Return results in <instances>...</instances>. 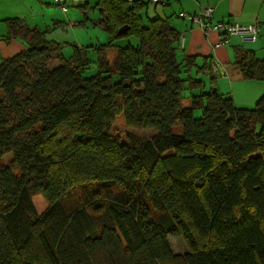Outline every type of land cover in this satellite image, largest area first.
<instances>
[{"label":"trees","instance_id":"16d2710c","mask_svg":"<svg viewBox=\"0 0 264 264\" xmlns=\"http://www.w3.org/2000/svg\"><path fill=\"white\" fill-rule=\"evenodd\" d=\"M96 8L110 40L95 62L7 21L27 47L0 61V264H264V93L246 108L204 91L178 32L143 19L140 0ZM235 62L264 81V58L237 50ZM119 115L155 134L116 128ZM75 189L86 196L67 212ZM170 236L188 250L174 255Z\"/></svg>","mask_w":264,"mask_h":264},{"label":"crops","instance_id":"0c3cea01","mask_svg":"<svg viewBox=\"0 0 264 264\" xmlns=\"http://www.w3.org/2000/svg\"><path fill=\"white\" fill-rule=\"evenodd\" d=\"M144 3L143 19L159 16L167 19L182 41L180 56L194 58L190 76L203 82V90L215 88L229 95L239 107H252L264 93V81L245 78L235 62L237 50L254 52L264 58V0H140ZM97 0L82 3L61 11L53 0H0V61L10 58L27 47L20 36L7 37V21L18 19L31 28L45 33L46 39L85 49L87 58L97 60V48L110 40V35L98 24ZM212 7V16L199 26L177 15L179 11L197 14ZM218 21L255 23L258 28L255 41L244 42L237 35H225L211 28ZM127 39L112 41L115 47ZM130 40V39H129ZM179 44V43H178ZM115 47L108 49L113 56ZM63 49V48H62ZM70 53L64 55V53ZM62 50L64 58L72 56L69 48ZM92 67V66H91Z\"/></svg>","mask_w":264,"mask_h":264},{"label":"rangeland","instance_id":"374dc122","mask_svg":"<svg viewBox=\"0 0 264 264\" xmlns=\"http://www.w3.org/2000/svg\"><path fill=\"white\" fill-rule=\"evenodd\" d=\"M129 39H130L131 44L137 42V39L134 36H130ZM120 45L121 46L126 45V41H123ZM66 48H69L72 51V48L70 47V45H68V46L63 47V49H62L63 53H64V49H66ZM69 53H70V51L68 53H64V55H68ZM91 56H94V55H90L89 60H92ZM208 89H209V87H207V90ZM187 91L188 90H185L184 94L187 93ZM194 114L196 116H198L200 114V110L199 109L195 110ZM114 126L118 129L126 130V131H128V132H130V133H132V134H134L140 138H144V139H149L155 134V132L153 130H150V129H134V128L127 127L124 123L122 115H119L115 118ZM9 160H11V155H6L3 158L4 162H8ZM85 196H86V192H83L82 189L73 190L68 197L62 199V204H63L65 210L67 212H69L72 209L79 207L83 203ZM32 202H33L34 207L38 213H41L48 206V202L41 195L32 196ZM168 240H169L170 249L174 255H182L183 253H185L188 250L187 242L182 236H170V237H168ZM200 240L202 241L203 239L200 238Z\"/></svg>","mask_w":264,"mask_h":264},{"label":"built area","instance_id":"2783aa9c","mask_svg":"<svg viewBox=\"0 0 264 264\" xmlns=\"http://www.w3.org/2000/svg\"><path fill=\"white\" fill-rule=\"evenodd\" d=\"M54 4L61 10L66 11L69 7L76 6L82 3L84 0H53ZM161 1V0H154ZM213 8L206 7L197 14H190L185 11H179L177 15L181 18L190 20L191 22L203 26L205 24L204 19H208L212 16ZM211 28L219 33L225 35H237L244 42L255 41L257 39L258 28L255 23L249 25H240L237 22H215ZM179 47H182V41L179 38Z\"/></svg>","mask_w":264,"mask_h":264},{"label":"water","instance_id":"95a60500","mask_svg":"<svg viewBox=\"0 0 264 264\" xmlns=\"http://www.w3.org/2000/svg\"><path fill=\"white\" fill-rule=\"evenodd\" d=\"M127 29H128V27L122 26V27L119 28L118 32H119V33H123V32H125Z\"/></svg>","mask_w":264,"mask_h":264}]
</instances>
